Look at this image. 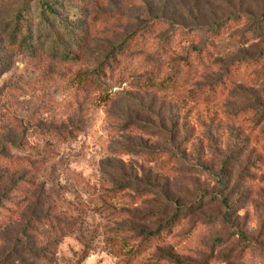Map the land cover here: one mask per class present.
Instances as JSON below:
<instances>
[{
    "label": "rangeland",
    "instance_id": "1",
    "mask_svg": "<svg viewBox=\"0 0 264 264\" xmlns=\"http://www.w3.org/2000/svg\"><path fill=\"white\" fill-rule=\"evenodd\" d=\"M42 1L77 47L0 0V264H264V0Z\"/></svg>",
    "mask_w": 264,
    "mask_h": 264
},
{
    "label": "trees",
    "instance_id": "2",
    "mask_svg": "<svg viewBox=\"0 0 264 264\" xmlns=\"http://www.w3.org/2000/svg\"><path fill=\"white\" fill-rule=\"evenodd\" d=\"M36 9H37L38 22H39V26H37V31H39L40 35L41 34L43 35V33L47 29L44 24L48 19L47 16L49 15H52L53 21L58 25L61 35H65L68 33V36H69V34H71L69 32L70 27L65 28L63 23L54 14L53 6L45 3L42 0H37ZM24 16H25L24 9L22 12L17 13V17L15 18L16 21L14 22V26L12 28L10 36L12 39H16V38L20 39L21 44H25L29 52L34 53V52H37V50L34 49V46L31 43L32 41H31L30 35H28V33H26L25 30L22 31L21 27L18 26L20 22L23 20ZM223 23L225 22H222V24ZM215 31H216V27L211 29L210 30L211 35L215 34ZM49 36H50V44H48L49 52L47 54L50 56V58H52L53 60H63V61L69 62L72 58V52L73 50H75L74 48L77 47L76 43H74L75 42L74 35L69 36V39L73 40V43H71V46L69 45L67 49L66 48L60 49V44H59L60 36L59 35H57L56 33H50ZM129 44H130L129 42L121 41L119 42L117 46L113 47L111 54L105 60V63H104L105 65L104 64L101 65V67H106L102 71H107L108 75H110L111 70H112L111 66L114 65L115 62L119 61L118 58L124 56V54L127 52L129 48ZM192 53H198V52L195 49H192ZM182 61L184 62L183 63L184 68L187 70L186 73L190 72L189 71L190 62L188 61L187 57L182 59ZM107 72L103 74L102 73L99 74L98 72L91 73L89 77V79L91 80V83H96V85L98 86H103L100 81H101V78ZM176 80H177V76L174 75L173 73H171L167 78L163 80H159V79H156L155 77L150 76V77L145 78L141 82H138L137 87L142 90H156L158 92L170 91V90H173L177 86ZM201 95L202 94L199 91H191L187 94L188 98L191 101L201 98ZM206 97L207 95H204L203 98H206ZM223 204L227 206L226 203L223 202ZM183 210L189 211V209H183ZM140 234L143 235L145 239H150L155 236V233H147L146 231H140Z\"/></svg>",
    "mask_w": 264,
    "mask_h": 264
}]
</instances>
